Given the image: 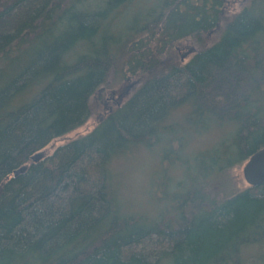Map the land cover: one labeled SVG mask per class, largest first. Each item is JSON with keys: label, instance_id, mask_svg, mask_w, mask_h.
<instances>
[{"label": "trees", "instance_id": "16d2710c", "mask_svg": "<svg viewBox=\"0 0 264 264\" xmlns=\"http://www.w3.org/2000/svg\"><path fill=\"white\" fill-rule=\"evenodd\" d=\"M127 78L92 132L32 162ZM152 146L179 195L148 191L144 217L112 172ZM262 148L264 0H0V264H264V185L229 178Z\"/></svg>", "mask_w": 264, "mask_h": 264}, {"label": "rangeland", "instance_id": "374dc122", "mask_svg": "<svg viewBox=\"0 0 264 264\" xmlns=\"http://www.w3.org/2000/svg\"><path fill=\"white\" fill-rule=\"evenodd\" d=\"M224 1L228 7L233 6V8L237 10L241 0ZM184 47L189 46L187 44L184 45V42H182L175 48L176 55L173 56L175 60L177 57H183L179 60L185 62L190 58V54L185 55L187 48ZM112 81L113 79H110L109 84L98 92L95 97V101H91L92 114L90 119L84 125L75 129L74 131L53 140L45 149L42 150L41 153L43 160L51 156L58 147L65 145L76 138L86 136L92 132L98 123L97 119L102 118L108 108L115 106V103L118 102V100H121V103L125 95L131 93L137 87V82L133 78H127L124 81L122 80L121 86H119L117 89H112ZM174 133L177 134L176 137L181 136V133H179L178 130L173 129L165 134L164 138H167ZM217 133V131L211 132L203 136L200 135L201 137H196L192 139V141L190 140L187 145L190 146V150L184 151V159L188 160V158L191 157L186 155L199 153L203 149H210L217 137ZM169 141L170 139L166 140L165 143H162V148L157 151L159 152L161 160L164 156L165 159L168 160L174 156L170 150L171 143L167 144ZM137 149L132 150L127 155H123L121 157L122 159L119 158L113 165L114 170L112 173L118 176L117 179L119 182V190L121 192H118V194L119 198H121L122 202L125 204L126 210H128V212H132L133 214L144 217H154L155 214H158V208L155 202L150 203V201H148V199L152 200L151 196H148V191L154 190V195L157 199H160L161 197L163 198L172 193H174L172 195L178 196L179 192L175 191V186L172 185L174 183L172 180L178 181V175H176V171L172 172L170 170L168 177H166V172L163 171L165 166L163 168L160 167L156 171L160 164L158 158L156 157L157 154L153 150L154 146L149 149H143L142 151ZM244 164H242L240 167L232 168L229 172V178L233 183L232 185L237 189H244L247 187L242 175ZM155 171L156 173L151 179V176ZM184 178L185 175L181 179L184 180ZM149 185L154 189L149 188ZM165 208L166 207H164V209ZM173 208V203L169 204V210L167 212H169L171 216L173 215Z\"/></svg>", "mask_w": 264, "mask_h": 264}, {"label": "water", "instance_id": "95a60500", "mask_svg": "<svg viewBox=\"0 0 264 264\" xmlns=\"http://www.w3.org/2000/svg\"><path fill=\"white\" fill-rule=\"evenodd\" d=\"M42 158V154L32 157V162H37ZM19 171L14 172L16 176ZM242 175L245 183L249 187H257L264 185V148L257 151L252 157H250L242 169Z\"/></svg>", "mask_w": 264, "mask_h": 264}]
</instances>
